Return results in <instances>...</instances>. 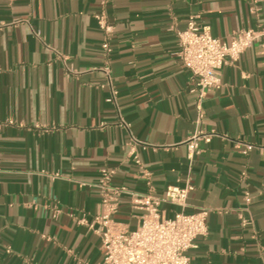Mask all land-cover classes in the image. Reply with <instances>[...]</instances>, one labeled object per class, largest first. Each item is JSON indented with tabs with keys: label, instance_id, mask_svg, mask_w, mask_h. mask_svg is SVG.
<instances>
[{
	"label": "crops",
	"instance_id": "obj_1",
	"mask_svg": "<svg viewBox=\"0 0 264 264\" xmlns=\"http://www.w3.org/2000/svg\"><path fill=\"white\" fill-rule=\"evenodd\" d=\"M103 8L116 102L102 69ZM190 16L229 41L264 25V0H0V264H100L95 184L108 167L113 185L146 191L135 153L157 194L191 182L186 211L210 210L190 264H264V155L235 147L264 144V40L221 68L199 124L219 134L190 162L198 96L178 55ZM141 215L125 195L115 219L135 229Z\"/></svg>",
	"mask_w": 264,
	"mask_h": 264
},
{
	"label": "built area",
	"instance_id": "obj_2",
	"mask_svg": "<svg viewBox=\"0 0 264 264\" xmlns=\"http://www.w3.org/2000/svg\"><path fill=\"white\" fill-rule=\"evenodd\" d=\"M101 2L105 7L108 0ZM96 18L104 34L101 46L107 61L102 69L111 89L109 100L116 102L117 89L108 58L113 24L104 8L96 14ZM258 40H264V25L235 31L230 40L225 41L215 37L208 25H199L195 16H190L186 28L178 32V55L191 74V91L198 96V127L186 140L190 162L201 151L200 142H210L219 134L216 130L206 131L199 127L204 116L202 100L209 91L222 86L221 68L228 62L237 61ZM125 125L128 126L126 123ZM132 138L136 140L134 136ZM235 147L245 155L254 149L264 155V144L236 140ZM134 161L146 180V191H135L125 184L113 185L115 169L108 167L101 168L100 177L95 184L101 196V211L90 226L96 223L100 225L98 231L103 248L100 264H190L189 251L198 245L199 237L208 233L209 208L186 211L189 193L194 189L191 182H187L185 186L170 185L163 194H157L152 173L138 153H135ZM125 195L130 197L133 208L142 211L141 222L135 229L125 227L115 219ZM247 199L250 200L249 197ZM166 203L178 206L179 209L172 216H166L163 209ZM79 222L87 223L83 217Z\"/></svg>",
	"mask_w": 264,
	"mask_h": 264
}]
</instances>
